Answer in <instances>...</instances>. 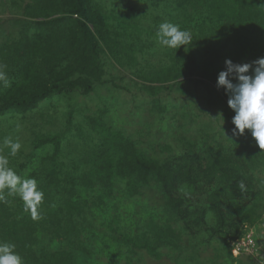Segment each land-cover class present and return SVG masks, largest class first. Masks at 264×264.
I'll return each instance as SVG.
<instances>
[{"label":"trees","instance_id":"obj_1","mask_svg":"<svg viewBox=\"0 0 264 264\" xmlns=\"http://www.w3.org/2000/svg\"><path fill=\"white\" fill-rule=\"evenodd\" d=\"M169 21L190 32V45L159 44ZM260 57L264 0H0L9 81H0V155L44 193L34 220L5 189L0 242L15 244L24 264H92L114 247L160 262L151 264H256L234 247L252 231L264 246V149L248 129L232 135L235 112L217 78L226 59ZM112 93L141 98L152 120L135 135L111 122L108 102L92 103ZM55 96L69 101L66 123L45 131V101ZM198 97L231 135L200 125ZM29 117L27 149L11 156L3 140H18ZM158 117L177 131L155 145L146 136ZM153 186L159 201L148 208L157 214L123 210Z\"/></svg>","mask_w":264,"mask_h":264},{"label":"clouds","instance_id":"obj_2","mask_svg":"<svg viewBox=\"0 0 264 264\" xmlns=\"http://www.w3.org/2000/svg\"><path fill=\"white\" fill-rule=\"evenodd\" d=\"M156 35L161 46L173 49L182 45L187 47L192 42L189 31L170 21L161 23ZM225 65L226 70L218 74L217 86L223 87L229 94L228 105L235 112L232 118L235 125L232 134L243 135L248 129L259 147L264 149V57L243 64L226 59ZM250 69L252 74H249ZM230 77H235L237 82L234 83ZM0 81L5 87L9 85L3 72H0ZM220 118L223 125V117ZM3 144L10 149L11 156H15L21 148L19 141H14L11 137L4 138ZM238 187L245 189L243 181L239 182ZM5 189L7 195L20 197L24 202V210L30 212L32 219L39 218L38 208L44 193L39 189L37 180L19 175L9 166L8 157L0 155V201L5 200ZM15 248L13 243L0 242V264H24L23 258Z\"/></svg>","mask_w":264,"mask_h":264},{"label":"rangeland","instance_id":"obj_3","mask_svg":"<svg viewBox=\"0 0 264 264\" xmlns=\"http://www.w3.org/2000/svg\"><path fill=\"white\" fill-rule=\"evenodd\" d=\"M106 94V93H105ZM104 94V95H105ZM111 97H109L108 99H101L102 95L100 96V99H96L93 100L95 103H92L94 107H97L98 105H103V103H107L108 107H110V112L108 114V119L111 122H114L117 126H119L122 129H125L128 133H132V134H136L137 130H141L142 128L145 127V124L149 121L152 120V118H150V115L148 114V116L146 115L147 113L142 111V109L146 106L143 105L142 100L140 98V100H138L137 102L135 101H131L132 99H130L129 94H124L122 95V93H112ZM197 100L195 102H197L196 104L194 103V105L192 106V111L194 113H197L199 115L198 120L201 123L204 124L205 121H210L209 123L211 124V126L209 129H211V131L213 132H217L221 133L223 136H225L227 138V136L231 135L229 133L228 130H225V133L223 131V129L220 127V123L221 121V116L223 117V115L221 114L220 117H216V111H213L211 109L206 108V106H203V100L201 97L196 98ZM180 100V99H179ZM76 101L79 103H84L89 101L90 104V100H88L86 97H84L82 94H78L76 96ZM100 103H97L99 102ZM182 101V100H181ZM45 108V113L48 116L49 120H44L41 122V128L45 129V131H49V130H61V128L65 125L66 123V115L68 112V108H69V101L68 99H65L63 96H55L52 99H49L47 101ZM174 104H178L179 106L182 104V102L174 100L173 101ZM136 104H142L141 105V109H137ZM201 108H206L204 112H202ZM176 110H178L176 107H172L171 108V114H173L174 112H176ZM218 118V119H217ZM212 119V120H210ZM224 123L226 122V118L223 117ZM154 121V125L152 126V132L151 134H148L146 137L148 140H150L153 144H157L158 142L162 141V138H164V134L166 135H173L176 133V128L174 127V124L172 123V125L170 123H168L167 119L166 121L163 120L161 117H158L156 119L153 120ZM165 121V122H164ZM33 120L29 117L26 119L25 123H23L21 125V127L24 128V130L22 131V133L20 134V136L17 137L19 143L21 144V150L25 151L27 149V142L29 140V138L31 137V126H32ZM168 124H170V126H168ZM167 127H170L171 129H167ZM194 127V126H192ZM222 129V130H221ZM36 130H37V126H36ZM195 130V128H194ZM166 132V133H165ZM196 132V131H194ZM173 133V134H172ZM226 134V135H225ZM194 135V134H193ZM233 135V134H232ZM72 140V139H71ZM75 140L79 143V141L75 138ZM75 140L72 141L73 143H75ZM80 146H84L81 143L79 144ZM160 194L158 192V190L153 186L151 188H148L146 191L143 192V194L138 195L134 200H130V201H125V205L123 206V210L124 211H128L126 208L127 205L128 207L131 208V212H133V214H136L137 218L141 217L144 213L145 216H148L150 214H155L157 211V207H150L149 205H153L155 203H157L159 200ZM143 205H147L146 208H148L146 210H144ZM156 213V214H157ZM134 217V218H135ZM108 252L104 253L103 255L101 254V256L97 257L95 259V261L92 264H151V263H160L159 261H156L155 259L149 257V256H143L141 255L142 253L139 254H135V255H129L127 254L125 251L123 252H119L118 250L114 248H110L107 250ZM91 261L93 260L92 258L90 259ZM164 261H161V263ZM90 264V263H89Z\"/></svg>","mask_w":264,"mask_h":264},{"label":"built area","instance_id":"obj_4","mask_svg":"<svg viewBox=\"0 0 264 264\" xmlns=\"http://www.w3.org/2000/svg\"><path fill=\"white\" fill-rule=\"evenodd\" d=\"M235 254H251L256 264H264V246H259L255 232H250L248 236L237 242L234 247Z\"/></svg>","mask_w":264,"mask_h":264}]
</instances>
